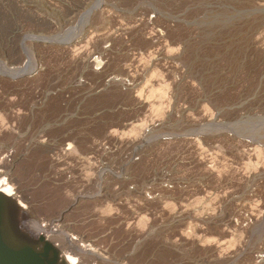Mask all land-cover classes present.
<instances>
[{
	"label": "rangeland",
	"instance_id": "1",
	"mask_svg": "<svg viewBox=\"0 0 264 264\" xmlns=\"http://www.w3.org/2000/svg\"><path fill=\"white\" fill-rule=\"evenodd\" d=\"M6 67L0 163L31 230L61 246L81 234L92 264H250L264 250V0H0ZM114 138L139 160L102 152L94 173L95 142ZM161 182L179 195L143 199ZM205 194L223 214L186 206ZM236 205L254 220L241 239Z\"/></svg>",
	"mask_w": 264,
	"mask_h": 264
},
{
	"label": "bare ground",
	"instance_id": "2",
	"mask_svg": "<svg viewBox=\"0 0 264 264\" xmlns=\"http://www.w3.org/2000/svg\"><path fill=\"white\" fill-rule=\"evenodd\" d=\"M82 32L81 31L76 32L73 40H76ZM0 73L9 74V75H11V78L16 77V73H14V71L8 67H6L3 70H0ZM217 126H219V124L217 122L216 123H214V122L209 123L208 122L203 127L211 128V130H213V129H217ZM141 131L142 132H140V134L142 136H145L146 133L149 132L150 130L148 127H145ZM67 145H69V144H67ZM128 149H129L128 146H125V143L123 141H121L120 139H117V138L109 139V140H101V141L95 142L94 152H93L94 155L92 156L93 164H91L94 173H97V174L100 173V171L103 167L102 164H106V163H103L101 160V157H99L102 152L108 154V156H115V158L120 156V158L123 160V162H125L124 164H135L136 163L135 161H138L139 157L135 156L132 153L128 154V151H127ZM96 157H99V159L96 160ZM1 163H0V191L14 197L19 202V204L21 205V207H22L21 223H22L23 229L32 232L34 234V237L43 236L48 241H50L56 248H58L60 250L62 256L65 257L67 264H92V262L88 261L89 256L97 254V253L95 251V248H92L90 246V244H87L84 242V237L81 234H79V236L74 234V233L66 235V246L65 245L61 246L49 238L48 232L45 231V229L43 227L40 226L35 231L31 230L28 227L27 217H28L29 209L27 208L26 204L23 202L21 197L18 195V191H17L16 187L14 186V184L11 183V181L8 179V177L3 176L4 173L7 174V170H10L12 168V165L9 164L6 166L5 164H1ZM106 168H107V166H106ZM107 171H108V169H107ZM161 183L165 187L164 191L157 192V194L154 195L155 191L151 187L145 193H143L144 194L143 199H150L153 196L161 197L165 193H170L172 196L179 195V194H173L172 191H170L172 188V185H170L168 182H161ZM120 185H121V183L119 184V186ZM130 189H132L131 186H130ZM210 197H212L211 194H205L203 196H194V197L193 196H187V203H186L187 205L186 206L194 207L193 204H195L196 202H199L200 200L202 203L212 202L211 200L207 201V199H209ZM213 197H216V196L213 195ZM190 199H191V201H193L192 203L188 202V200H190ZM213 199H215V198H213ZM216 199H218V198H216ZM216 199H215V201H216ZM216 202L214 203V201H213L214 207L213 208L209 207L205 211V213L203 211L199 210V213H200L199 216L209 215V219H210V218L220 216L221 214H223L224 212L222 210L216 211L217 207L221 206L220 201L218 203H216ZM199 203H198V205H199ZM209 204L212 206L211 203H209ZM210 209H211V211H210ZM234 210H235L234 214H233L232 218L230 219L231 228L233 230L232 233L235 236H237V238L241 239L243 237L244 231L253 227L252 225L254 224V220L252 218H249L247 222H243V221H241V210H240V208H238L236 205ZM215 211H216L217 215H215V214L211 215ZM174 212L176 215V211H172V213H174ZM176 217H177V215H176ZM171 221H172V219L170 220V222ZM144 223H145L144 220H142L140 222L141 225H144ZM205 229L211 231V230H213V229L215 230L217 228L209 226V227H206ZM220 229L228 230L229 232H231L230 226L228 224H225V226L221 227ZM79 241H81V242H79ZM189 242H190L189 240L185 239L181 246L186 245ZM174 244H176V243H174ZM176 245L179 246L178 244H176ZM181 249L182 250L186 249V251L189 255L188 259H190V257H191L190 254L196 255L198 253V251H195V250L193 251L191 246H188V245L185 247V249H183V248H181ZM242 254H243V250H241L239 253H236L235 255L231 256L230 262L240 263L241 258H242ZM86 255L88 256V258ZM207 256H208L207 253L198 254V257L200 259H205ZM219 257H220L219 260H224V258H225L223 256H219ZM250 264H264V250H262V251L258 250V251H255L254 253H252V255L250 257Z\"/></svg>",
	"mask_w": 264,
	"mask_h": 264
},
{
	"label": "water",
	"instance_id": "3",
	"mask_svg": "<svg viewBox=\"0 0 264 264\" xmlns=\"http://www.w3.org/2000/svg\"><path fill=\"white\" fill-rule=\"evenodd\" d=\"M21 215L19 202L0 191V264H67L50 241L23 229Z\"/></svg>",
	"mask_w": 264,
	"mask_h": 264
},
{
	"label": "crops",
	"instance_id": "4",
	"mask_svg": "<svg viewBox=\"0 0 264 264\" xmlns=\"http://www.w3.org/2000/svg\"><path fill=\"white\" fill-rule=\"evenodd\" d=\"M66 203H67V200H62L59 210H61L66 205ZM54 214H56V213L55 212L52 213V212H49L46 210L44 212V217L49 218V217L53 216Z\"/></svg>",
	"mask_w": 264,
	"mask_h": 264
}]
</instances>
